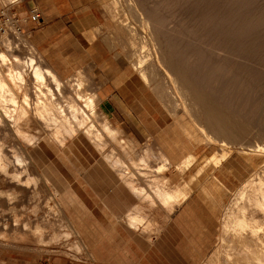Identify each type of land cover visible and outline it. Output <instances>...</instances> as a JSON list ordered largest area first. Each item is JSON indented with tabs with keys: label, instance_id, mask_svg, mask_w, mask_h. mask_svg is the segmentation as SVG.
Wrapping results in <instances>:
<instances>
[{
	"label": "rangeland",
	"instance_id": "rangeland-1",
	"mask_svg": "<svg viewBox=\"0 0 264 264\" xmlns=\"http://www.w3.org/2000/svg\"><path fill=\"white\" fill-rule=\"evenodd\" d=\"M55 1L58 2L60 11L63 15H65L64 17H66L67 12L72 10V12L68 15L71 19H75L79 16L81 18H89L88 21L92 28L84 34L86 38L82 40V48L79 51L74 50L72 51L73 53L67 51L65 42L60 41L59 39L57 44L54 46H48L47 42H42L40 47H37L34 41L35 38L33 36L35 31L31 28L25 29L22 25L24 20L28 21L30 11L35 7L39 8L40 10L41 3L47 6L49 3L47 0H0V11L4 10L6 12V16L10 18L12 17L11 15H15L22 26L20 27V30H17V26L13 25L12 23L3 26L2 21L4 18L0 16V42L2 40H12V42L17 40V42L25 43L27 46L32 45L40 54L45 63H47V65L54 69L57 73H60L61 76L76 78L81 75L84 79L86 94L90 93L95 101L98 100V87L103 86V90H107V94L110 95L109 99L111 105L107 107L104 105L102 100L97 101L100 102L99 105L97 104V125L99 126L103 123L104 117L107 114L108 115L105 117V119H110L111 125H113V123H118V128L122 131L121 136L124 137V140L125 138L127 139L125 140V143L128 141L126 143V147L122 148L125 143L122 144L123 146H119V141L117 143V140H110L105 137L107 143L105 148L107 151H111L113 149L115 151L116 147H120L119 149H116V153L118 154H116L115 157H117V155H121L122 157L124 156L123 160L124 158L125 160L123 162H125L124 164L126 165L122 164L124 167L119 165L121 168L118 166L119 168L117 167V170L124 169L126 166L128 167V170L126 167V169H124L126 171L123 170L121 172L119 170L116 172V170L112 169L113 167L109 163L105 162L103 158H101L102 156L96 151L94 146H92V144H90L87 139L83 137L72 140L68 139L65 147H60L56 142L50 141L49 139H44L37 145L32 147L25 145L24 148L21 149L14 136L10 132L7 133L8 136L7 134L5 135L7 138L5 136V139L3 138V144L5 145V148L9 147L11 149L8 155L9 160L12 159V157H15L9 161L11 165L10 163L8 164L10 166L7 165V170L10 174L4 175L0 173V221L2 224L9 225L7 230L1 229L3 227H0V235L3 234L4 237L0 238V264H61L64 262L82 264L83 261L89 262V260H92L95 251L91 249L90 244H96L95 242L101 238L102 233H104L106 228L103 220L105 204L113 206L116 204L129 205V201L133 199L129 192L130 188H127L126 186V188L123 187V189H125L127 192L126 194H121V197H114V194H111L113 193L111 191L109 198H107V196L106 198L104 197L106 192L109 194L108 191L115 188V183H117V181L120 180L124 184L123 178L121 179V177H119V175H121L120 173H123L122 175L124 177V172H127L126 175L129 174L127 177L125 176L124 179L128 177L133 178V182L137 179L133 184L137 186V188L144 186L143 188L147 189L151 196L144 199L138 196V200L134 198L137 200V204H135L137 205V208L131 209L128 207L126 212L122 215L123 217L121 220L124 221L126 225L131 227L134 225V229H137L139 235L147 239V241H150L153 238L161 235L160 232L162 227L169 221V219H172L171 217L173 215L169 214L170 212L167 210L168 207H163L160 204V201L152 196V181L144 182L141 180L139 178V174L136 172L133 173V170L131 169L132 166L130 164V158L134 157V153L135 155L138 153V156L140 154L143 155L144 152H149V148L153 146L154 151L158 147L171 150L172 146H175L174 148L180 146L179 150H181L182 153H178V156L173 154L170 155V157H172L177 162L190 154L195 155L196 160H193L194 163L192 167L185 173L179 172L175 168H171L169 165H167L166 169L162 170L157 175H159L160 178L163 176L171 178L167 182V185H182V187L185 189L188 187V197L193 194L200 195V199H202L201 207L208 213L213 214V217L205 218L206 222L205 219H203L201 226L202 229H204V231L209 230V232L206 234H202L197 227H191L186 223H184L181 227L183 232H179L177 227L171 223L170 245L179 243L186 247L187 253H190V250L193 249L194 245L200 247L197 250V252L200 251V256L197 255L196 251L194 252L195 264H218V261L220 264H242V258L240 257H242L241 255H244L242 252L245 251L242 244L243 240L239 242L241 239L232 235V232V234H228L232 229H229L231 227L228 226L229 231L227 232V227L223 225V223H225L223 222V219L229 217V215H227L229 210H234L232 204L236 203L237 201L239 202V200L233 198H237L238 195L235 193L238 191V189H240V185H243L242 183L248 179H251L252 177L255 178L257 171L263 174L261 169L264 168V160L261 152L256 151L258 148L256 146L259 145V143L260 145L264 144V83H262L264 82V64H261V62L264 63V34L262 33V30L264 31V0H199V2L197 0H140V2H138L139 0H135L145 15H148L154 20L156 19V22H159L158 24L155 23V21L154 23L152 21L150 23V25L152 24V27L150 26L151 29L156 28L157 33L158 31L160 33H158L160 36L157 34L159 36H157V38L159 40L161 38L165 42L170 39L172 42H166L170 48L172 47L171 45H173L171 48L173 51H171L169 48L170 50L167 52V45L165 46V42L160 40L164 44L165 48L167 47V51L165 49L166 57H168L166 58V61L169 63L167 64L169 66L171 65L170 67L172 68V71L177 69L175 73L179 76V78L177 77L178 85L179 82L181 83V85H179L180 87L182 85L184 86L188 84L189 86L187 85L186 87H188L187 90L189 94H191V97H194L195 95L197 96V94L199 97L202 95L205 103L209 102L205 105V107L203 106V108L197 106L196 103L193 105V107L190 106L189 109H185L182 104H180L181 100L175 101V99L172 97L174 94L170 92L171 88L167 89L170 85L167 83V80L161 76L162 73L160 71L155 70V72L151 74V77L155 76V79L153 77L151 78L149 74L151 72H148L150 79V81H147L149 82L148 84L147 82L142 81L140 72H138L139 69L136 68L134 64H132V59L136 57L134 50L136 51L139 45L137 44V48H135V44L133 46V43H130V41H133L132 39L129 41L130 35L133 34L131 32H134L133 28H136L134 33H136L137 37L138 34L140 36L144 35V33L140 34L142 25L137 16L138 14H136L137 12L134 9L136 7L133 5H131V7L129 4L124 2L121 4L122 1L120 2V0ZM213 3L216 4L213 5ZM227 4L229 6H227ZM206 5H208V7ZM227 10L229 13L223 12ZM215 14L218 15L217 20H214L217 18V15ZM230 14H232L233 17ZM253 14H256V16H252ZM225 15L227 17L230 15V19H235L234 21H236V23L234 22L233 24L236 26L233 25V21H229V17L227 18ZM203 16H205V18ZM201 17L203 18V21ZM247 17L251 19H248ZM245 19L248 21H245ZM216 21L221 22L222 24H219ZM222 21H224L226 25ZM205 22H207V24H205ZM212 22L215 23L213 24ZM245 22L246 28L243 26L245 25ZM250 22L252 23L253 27L255 24L257 29H255V27L253 29L251 25L249 27L248 23ZM123 23H126V25L130 24V26H126ZM229 23L230 25H228ZM42 24L43 17L41 15L40 22L36 23V25H40L41 27ZM201 24L206 25L208 29L204 25L203 26L205 29L202 28L203 26ZM208 24L211 27L214 25V27L211 28L210 26H207ZM123 25L124 27L121 28ZM117 26H119V28ZM242 26L243 28H241ZM247 28L250 29L248 30ZM82 29L83 28L79 26L76 30L78 32L82 31ZM128 29L129 32L131 30L130 33L128 32ZM214 29H216V31L218 30V32L221 31L219 33L220 35H218ZM230 30H232V33H228ZM242 30H244L247 37L249 36L248 39L251 38L250 40L245 37L246 35ZM233 31L238 35H236ZM213 32H215V34H213ZM250 32H260L258 34L260 42H258L260 43L261 47L258 48L259 43L257 46L255 45L256 48L259 49V52L257 53H255L257 49L255 47L254 49L252 46H254L253 40L257 41L256 38L258 37H256L257 35H250ZM203 33H206L205 36H203ZM221 33L223 36L225 33V37L229 38L226 40L224 37L226 41H229V44L224 41V38L222 39ZM228 34H235L238 39L240 38V42L237 41L238 39H232L236 41L235 44L232 40H230L232 35H229V37ZM58 36L60 35H55L54 38H57ZM164 36L166 37L163 38ZM212 37L213 39H221H216V42H222L223 47H226L223 45V43L226 42V45H229L227 49H230L231 47L229 52L227 51V53L225 52L226 50H222L220 53L218 52L220 50H213V48H219L221 44L219 42L217 43L220 45L216 44L215 39L213 40ZM205 38L207 41L205 40L204 43ZM247 40L249 42L251 41L253 44L251 47L249 46L250 43L247 44ZM242 42L245 43L246 50H244L245 47ZM230 43H234L235 47L237 48L232 46L233 44L230 46ZM211 44H213V46ZM130 45L131 47H134H132L133 52L131 51ZM249 47L252 50L247 51L250 49ZM0 48L4 50L6 47L0 44ZM240 51H243L244 54L241 56L242 58L239 59V54L243 53ZM128 54L129 56L132 54L133 58H129ZM258 54H262L263 57L260 55L262 59L259 58ZM244 55L249 56L248 58L250 59L255 57L257 62L255 58H252L253 60L251 59V61H253V63H251L250 60H247V56L243 57ZM126 57L129 58L127 64L125 63L127 62ZM231 57L234 59H231ZM244 58H246L245 63L247 65L250 64V67H252V65L254 66L250 68L248 65V68L247 65L244 64ZM259 59L261 61H259ZM177 60L179 62H177ZM180 60L182 61V64H180ZM233 60H235V62ZM239 60H241V63ZM257 66H259V68L261 67L260 72L257 71L259 70ZM180 71L181 73L177 74V72ZM258 72L259 74H261V72L263 73V78L258 74ZM253 73L255 76L258 74L261 77L260 80L258 79V75L254 78ZM158 81L160 83H158ZM155 83L158 85H155ZM159 84H161L160 86H163L164 84L166 87L160 88ZM154 87H156V89L159 88V92ZM190 88H196L197 90L195 91ZM193 91L194 93L197 92V94L195 93L194 95ZM101 92L103 91L101 90ZM207 105H211L212 108H214V116L219 117H217L218 119L215 117L217 120H215L216 125L213 128L214 131L212 130V127L209 126L208 120L205 117L206 110L208 108ZM114 118L117 122L114 120ZM193 118L205 125V128L206 126L210 127L204 129L203 131L199 130L201 132L200 142H198L199 140H193V138H191V124L194 123L193 121H196L193 120ZM188 119L191 121L190 123L188 122ZM181 121L185 123L182 124ZM186 122L189 123V126H187ZM219 122H221L222 125L223 122H225V125L223 126H226L227 124L230 126L227 125L226 128L221 126L220 128L219 126L221 123ZM218 123L220 125H218ZM231 125H233L232 127H234L236 133H234L233 128L230 129ZM196 126L200 128L198 124H196ZM216 126H218L217 128L221 130H218ZM207 129L213 131L212 133L214 135H219L215 137L219 138L220 140L225 139V141L228 143L221 142L220 144V142H218V146L216 145L214 147V144L210 145L203 142V140L208 137L207 134H209ZM226 129L228 132H226ZM219 131L222 133H219ZM0 134H2L1 128ZM109 144L113 147L110 146L109 148ZM251 144L255 146H252ZM146 145L148 147H146ZM19 148L21 151H19ZM133 148L136 150H134L135 152L132 150ZM254 148L255 150L253 151ZM215 149L218 151L216 154L220 155V163H217V166L216 164H212L211 166L209 165L210 167L206 165L204 167V170L206 169V171L203 170L200 172L199 168L206 164V159L215 153ZM225 149V152L228 153L224 154L222 157V152H224ZM13 151L15 152L14 156ZM110 151L107 153L111 154V156L112 154H115L114 151L113 153ZM19 153H22L21 155L25 156L26 160H24V158ZM150 153H152V151L144 155H147L146 157L151 163L157 164L159 160H156V156ZM166 154L169 155L168 153ZM16 155H19L23 162L29 165L27 172L29 176L22 175V177H24V181H26L25 185L23 186L15 185V183L10 181L11 176L14 174V168L12 167H15L17 164L15 163ZM176 156L180 157V159H177ZM140 166L142 167L144 165H139V167ZM211 167L213 169H211ZM129 169L133 174L130 173ZM214 177H216V179ZM32 178H34V180ZM27 179L30 181H28L29 184L27 183ZM184 183L187 184L185 185ZM149 185L151 188H149ZM13 188H15V190ZM16 192L18 196L15 194ZM103 197L105 198V203L102 202ZM11 202L13 203L11 204ZM178 202H180L179 204L181 205V201H177V203ZM177 203H173V210L178 208L179 204ZM130 212L134 215L136 214V216H140L137 219L138 222L135 221L136 223L133 224L128 222L129 220H127V217H129L131 214ZM225 212L226 214H224ZM167 214H169V216H167ZM15 217L19 220L18 228H20L19 234L21 236H17L18 233H14L15 227H12L13 224L18 221L15 219ZM227 219L230 220L229 218ZM224 221L227 220L224 219ZM12 228H14V230ZM223 231L226 235L223 234ZM224 235L229 236L224 238ZM29 237H32L33 239ZM10 238L11 241H9ZM13 239L14 242L16 241L17 243H13ZM23 239L25 241H23ZM177 239L179 242H176ZM27 240L33 242L29 243ZM224 241L230 244L227 245L225 243L227 246L226 247L223 245ZM234 245H236V247H233ZM231 247H233L236 251L240 249L239 252H241L243 249L241 253L237 252V254H240H238L239 258L235 254L234 249ZM232 255H235L237 259ZM226 258L229 260H226ZM234 261L235 263H232Z\"/></svg>",
	"mask_w": 264,
	"mask_h": 264
},
{
	"label": "bare ground",
	"instance_id": "bare-ground-1",
	"mask_svg": "<svg viewBox=\"0 0 264 264\" xmlns=\"http://www.w3.org/2000/svg\"><path fill=\"white\" fill-rule=\"evenodd\" d=\"M122 1L121 4L126 3V4H129L130 6L133 5L135 10H136V14H138V18L139 20L141 21V25H142V29L140 30V34L144 33V35H139L138 32V37L136 35V33H134L136 31V28L134 30V32L130 30L131 33H133L132 35H130V39L129 41L132 39L133 41L130 43L132 44L133 43V46L135 44V48H137V44L139 45V47L136 49V51L134 50V53L136 55L135 58L132 57V54L130 57H132V64H134L136 66V68L139 69L138 72H140V76L142 77V81H150L149 79V75H148V72H151L149 73L150 74V77H151V74H153L155 72V70H158L160 71L162 74L161 76H163L164 79L167 80V83H169L170 86H168L167 89H170L171 88V93L174 94L172 97L176 100H181L180 104H182V106L185 108V109H189L190 106L193 107L194 104H196L197 106H200L201 108H203V106L205 107V105L207 103H205V100L202 98V95L201 97L198 96L197 92H195L197 94V96L195 95L194 91V97H191L188 92V87H186L187 85H182L181 87L179 85H181V83L179 82V85H178V78L179 76L176 75L175 71H177V69H175V71H172V68L168 65L169 63L166 61L168 57H166V51L168 49L167 52H169V50L173 47V45H171L172 47L170 48L169 45H167V41L171 42L170 39L167 40L166 42L163 41V39L160 38V40H162V42H165V46L167 45V49L165 48L164 44L157 38V36L160 34L159 31L157 33V30L156 28L155 29H151L152 27V24L150 25L151 21L154 23V20L152 17H149L148 15H145L143 10L139 8V5L136 3L135 0H120V2ZM199 2V0H197ZM242 1V0H241ZM245 1V0H244ZM140 2V0L138 1ZM213 2V1H212ZM211 2V3H212ZM236 2V1H235ZM239 2V1H237ZM140 4V3H139ZM216 4V3H213V5ZM218 4V3H217ZM223 4V3H222ZM240 4V3H239ZM118 5V4H116ZM220 5V4H219ZM250 5V4H249ZM123 6V5H121ZM129 6V7H130ZM208 7V5H206ZM205 6V7H206ZM227 6H229L227 4ZM125 7V6H124ZM132 7V6H131ZM138 7V9H137ZM206 7V8H207ZM218 7V6H217ZM220 7V6H219ZM222 7V5H221ZM114 8V7H113ZM118 8V7H117ZM205 8V9H206ZM133 9V10H134ZM156 9V8H154ZM227 9V7H226ZM229 10V9H228ZM227 11H223V12H228ZM150 11V10H149ZM230 11V10H229ZM231 12V11H230ZM241 12V11H240ZM151 13V11H150ZM214 13V12H213ZM229 13V12H228ZM235 13V12H234ZM251 13V12H250ZM155 14H156V11H155ZM200 14V13H199ZM233 14V13H232ZM230 14V15H232ZM263 14V13H262ZM261 14V15H262ZM125 15V14H124ZM205 15V14H204ZM217 15V14H215ZM229 15V16H230ZM237 15V14H236ZM244 15V14H243ZM248 15V13H247ZM256 16V14H253L252 16ZM260 15V14H259ZM207 16V14H206ZM214 16V15H213ZM226 16V15H225ZM228 16V17H229ZM238 16V15H237ZM246 16V15H245ZM263 16V15H262ZM205 18V16H203ZM208 17V16H207ZM215 17V16H214ZM224 17V16H223ZM227 17V16H226ZM225 17V18H226ZM227 17V18H228ZM233 17V15H232ZM235 17V15H234ZM137 18V19H138ZM152 18V20H151ZM155 18V17H154ZM158 18V17H156ZM199 18V17H198ZM202 18V17H201ZM200 18V19H201ZM216 18V17H215ZM244 18V17H243ZM248 18V17H247ZM246 18V19H247ZM258 18V17H257ZM120 19V18H119ZM208 19V18H207ZM218 19V15H217V18L214 19V20H217ZM245 21H248L246 20ZM248 19H251V18H248ZM255 19V17H254ZM263 19V17H262ZM160 20V19H159ZM199 20V19H197ZM205 20V19H204ZM235 19H230L229 17V21H233L232 24L236 21H234ZM237 20V18H236ZM261 20V19H260ZM157 21V20H156ZM155 23H159V22H156ZM163 21V19H162ZM200 21V20H199ZM198 21V22H199ZM202 21H203V18H202ZM206 21V20H205ZM219 21V20H218ZM216 21L217 23H221V22H218ZM221 21V19H220ZM225 21V20H224ZM222 21L224 24L225 22ZM227 21V20H226ZM228 22V21H227ZM238 22V21H237ZM252 22V20H251ZM250 22V23H251ZM258 22H261V21H258ZM121 23V22H120ZM128 23V22H126ZM126 23H123L126 25ZM200 23V22H199ZM213 24L215 22H212ZM249 24V27L250 25L252 26V23ZM263 23V22H261ZM205 24H207V22H205ZM210 24V23H209ZM207 25V26H210V25ZM222 24V23H221ZM238 24V23H237ZM264 24V23H263ZM130 26V24H127L126 26ZM156 25V24H155ZM202 26L204 24H201ZM226 25V24H225ZM230 25V23L228 24ZM235 25V24H233ZM239 25V24H238ZM121 26V25H120ZM132 26V25H131ZM151 26V27H150ZM206 27V25H204ZM204 26L202 28H204ZM236 26V25H235ZM245 26L244 28H246V22H245ZM243 26L241 28H243ZM248 26V25H247ZM262 26V25H261ZM264 26V25H263ZM119 28V26H117ZM124 25L121 27L123 28ZM135 27V26H134ZM141 27V26H140ZM157 27V26H155ZM159 27V26H158ZM161 27V26H160ZM201 27V26H199ZM211 27V26H210ZM214 27V25L212 26ZM211 27V28H212ZM216 27V25H215ZM238 27V26H237ZM253 27V26H252ZM254 27H255V24H254ZM253 27V29H254ZM259 27V26H258ZM128 28V27H127ZM201 28V29H202ZM207 28V27H206ZM211 28H210V31H211ZM260 28V27H259ZM131 29V28H130ZM138 29V28H137ZM144 29V30H143ZM205 29V28H204ZM208 29V28H207ZM206 29V30H207ZM219 29V28H218ZM248 29V28H247ZM250 29V28H249ZM248 29V30H249ZM255 29H257L255 27ZM119 30V29H117ZM203 30V29H202ZM225 30V29H224ZM227 30V29H226ZM260 30V29H259ZM201 31V30H200ZM205 31V30H204ZM213 31V29H212ZM215 32H217L218 35H220L219 33L221 32H218V30L216 31V29H214ZM235 31V30H234ZM233 31V32H234ZM238 31V30H237ZM244 32V30H242ZM241 31V32H242ZM258 31V30H257ZM128 32H129V29H128ZM129 32V33H130ZM215 32H213V34H215ZM228 32V31H227ZM236 32V31H235ZM234 32V33H235ZM247 32V31H246ZM199 33V32H198ZM228 33H232V30H230ZM238 33V32H237ZM245 33V32H244ZM243 33V35H244ZM249 33V32H248ZM247 33V34H248ZM253 33V32H252ZM250 32V35L252 36H255L257 35L256 37H258V33H253L252 34ZM262 33L264 34V31L262 30ZM158 34V35H157ZM206 34V33H205ZM205 34L203 33V36H205ZM208 34V33H207ZM216 34V35H217ZM222 34V33H221ZM236 34V33H235ZM235 34H228L229 35H232L231 36V39H238L237 36H235ZM240 34V33H239ZM242 34V33H241ZM128 35V34H127ZM216 35H213L215 37H218ZM238 35V34H236ZM246 35V33H245ZM244 35V36H245ZM129 36V35H128ZM127 36V37H128ZM133 36V37H132ZM160 36V35H159ZM158 36V37H159ZM208 36V35H207ZM206 36V37H207ZM211 36V35H210ZM227 36V34H226ZM235 36V37H234ZM241 36V35H240ZM5 37V36H4ZM18 37V36H17ZM132 37V38H131ZM166 36H164L163 38H165ZM202 37V36H201ZM221 37V36H220ZM225 37V33H224V36L222 34V39ZM230 37V36H229ZM243 37V36H242ZM247 39V35L245 36ZM244 37V38H245ZM7 38V37H6ZM109 38V37H108ZM120 38V37H119ZM137 38V39H136ZM168 38V37H167ZM166 38V39H167ZM226 38V37H225ZM224 38V41H226L227 39L229 38H226L225 40ZM243 38V39H244ZM261 38V37H260ZM165 39V40H166ZM213 39V37H212ZM215 39V42H216V39L217 38H214ZM213 39V40H214ZM240 39V38H239ZM239 39L237 41H239ZM251 39V38H250ZM248 39V40H250ZM255 39V38H253ZM257 41L253 40L254 42V46H252L253 48L257 46V44L260 42L259 41V37L256 38ZM127 40V39H126ZM200 40V39H199ZM205 40L206 38L204 39V43H205ZM217 40H221V39H217ZM232 40L235 44H236V41ZM245 40V39H244ZM247 40V41H248ZM23 41V40H22ZM128 41V40H127ZM207 41V40H206ZM259 41V42H258ZM202 42V41H201ZM219 42V41H217ZM219 46V48H213L216 49V50H220L218 52L221 53L222 50H226L225 52H229V50L231 49H227L228 46L226 45L227 43L229 44V41H226L223 43V45H225L226 47H223L222 46V42H219L217 43ZM240 42V41H239ZM245 42V41H244ZM257 42V43H256ZM129 43V42H128ZM172 43V42H171ZM203 43V42H202ZM234 43H230V46H234ZM243 43V42H242ZM247 43V42H246ZM250 43V44H249ZM256 43V44H255ZM1 45H4L6 48V51L5 49L3 50L2 48H0V128L2 130V134H0V173L1 174H10L8 173V170H7V165L10 163L9 161L12 160L15 156V152L17 151H13V156L12 159L9 160V151H11V149L8 147V148H5V145L3 144V138L5 139V137L7 138L8 134L7 133H11L14 138L16 139L17 143L20 145L19 147L22 149L24 148V146H34V145H37L39 143H41L44 139H49L50 141H54L58 144V146L60 147H65L68 139H75V138H86L87 141L92 144V146H94V148L96 149V151L98 153H100V155L102 156L101 158H103V160L107 163H109L114 169L116 170V172H118L119 170L122 172L124 169H126V167L124 169H119L117 170L120 166L119 165H126L124 164L125 162H123L125 160H123V157L121 155H117V157H115L116 154V149H119L120 147H116L115 151L114 149L113 150H109L111 153H113L114 151V155L112 154H108L109 151L106 150L105 146L107 145L106 143V138L107 139H110V140H117V143L119 141L120 145L119 146H123L122 144L125 143V140H127L125 138L124 140V137L121 136L122 134V131L118 128V124H115L113 123V125L110 124V119L106 118L105 117L108 115H106L104 117V121L101 125H97V120L98 118H96V112H97V104L99 105L100 102H97L98 100H102L101 98V94L100 92L97 93V101H95L93 99V96L89 94H86V90H85V83H84V79L82 78V76L80 75L79 77H63L61 76L60 73H57L54 69H52L50 66L47 65V63H45V61L42 59V57L40 56V54L35 50V48L32 46V45H25V43H21V42H17L16 41H13L12 40H2L0 42ZM200 44V43H199ZM238 44V42H237ZM244 44V47L246 50V46H245V43ZM242 44V45H243ZM249 46L251 47V45H253L251 43V41L248 43ZM129 45V44H127ZM201 45V44H200ZM213 46V44H211ZM210 45V46H211ZM241 45V44H240ZM256 45V46H255ZM114 46V45H113ZM132 46V47H133ZM202 46V45H201ZM217 46V45H216ZM222 46V47H221ZM127 47V46H126ZM131 47V45H130ZM132 47H131V51H132ZM233 47V48H234ZM240 47V46H239ZM248 47V46H247ZM249 47V48H250ZM260 43L258 45V48H260ZM134 48V47H133ZM170 48V49H169ZM237 48V47H235ZM234 48V49H235ZM242 48V47H241ZM248 48V49H249ZM254 48V49H255ZM166 49V51H165ZM210 49V48H209ZM253 49V51H254ZM257 49V48H256ZM262 49V48H261ZM215 50V51H216ZM252 50L251 48L247 51H250ZM259 49L256 50L255 53L259 52L258 51ZM171 51H173L171 49ZM175 51V50H174ZM177 51V50H176ZM245 51V52H247ZM133 52V51H132ZM131 52V53H132ZM209 52V51H208ZM217 52V53H218ZM227 52V53H228ZM240 52H243V51H240ZM239 52V53H240ZM252 52V51H251ZM250 52V53H251ZM262 52V51H261ZM39 55H38V54ZM133 53V55H134ZM216 53V54H217ZM219 53V54H220ZM232 53V52H231ZM238 53V54H239ZM248 53V52H247ZM253 53V52H252ZM264 53V52H263ZM169 54V53H167ZM204 54V53H203ZM237 54V55H238ZM244 54V52L242 54H239L238 57L239 59L242 58L241 56ZM134 55V56H135ZM178 55V54H177ZM223 55V54H222ZM225 55V54H224ZM232 55V54H231ZM250 55V54H249ZM254 55V54H253ZM262 56V54H260ZM260 55L258 54L259 58L262 59L260 57ZM233 56V55H232ZM247 56V55H246ZM245 55L243 57H246ZM251 56V55H250ZM249 56H247L246 58H248ZM263 57V56H262ZM127 58V57H126ZM126 59L127 62H125L126 64L128 63V59ZM226 58V57H225ZM237 58V57H236ZM235 58V59H236ZM246 58H244V64H246ZM253 58V57H252ZM251 58V59H252ZM255 58V57H254ZM253 58V59H254ZM264 58V57H263ZM231 59H234L233 57H231ZM250 58H248L247 60H250ZM252 59V60H253ZM259 59V61H261ZM124 60V59H123ZM242 60V59H241ZM241 60H239V62L241 63ZM256 62H257V59L255 58ZM120 61V60H119ZM130 61V60H129ZM216 61V60H215ZM219 61V60H218ZM235 62V60H233ZM242 61V62H243ZM263 61V60H262ZM131 62V61H130ZM177 62H179L177 60ZM180 64H182V61L180 60ZM217 62V61H216ZM255 62V61H254ZM255 62V64H256ZM168 63V64H167ZM226 63V62H225ZM238 63V62H237ZM239 63V64H240ZM250 63V62H249ZM251 63H253V61H251ZM175 64V63H174ZM173 64V65H174ZM221 64V63H219ZM218 64V65H219ZM232 64V63H231ZM243 64V63H242ZM261 64H264L261 62ZM186 65V64H185ZM184 65V66H185ZM207 65V64H206ZM217 65V64H216ZM247 65V64H246ZM249 67L251 66L250 64H248ZM247 65V67H248ZM260 65V64H258ZM254 65H252L253 67ZM261 66V65H260ZM177 67V66H175ZM239 67V65H238ZM245 67V66H244ZM248 67V68H249ZM250 67V68H252ZM260 72V68L259 66H257ZM187 68V67H186ZM247 68V69H248ZM182 69V68H181ZM185 69V68H184ZM246 69V67H245ZM263 69V68H262ZM261 69V71H262ZM136 70V69H135ZM253 70V69H251ZM264 70V69H263ZM137 71V70H136ZM179 71V69H178ZM182 71V70H181ZM180 72H177V74L181 73ZM250 71V70H249ZM183 72V71H182ZM258 72V74H259ZM250 73V72H249ZM254 74V73H253ZM256 74V76L258 75ZM262 72L261 74V77H262ZM157 75V74H156ZM252 75V74H250ZM258 75V79L260 80V76ZM160 76V77H161ZM255 74H254V78L256 77ZM153 77V76H152ZM151 77V78H152ZM155 77V76H154ZM153 77V78H154ZM159 77V78H160ZM178 77V78H177ZM253 77V76H252ZM264 77V76H263ZM262 77V78H263ZM157 78V77H156ZM162 78V79H163ZM244 78V77H243ZM256 78V79H257ZM155 79V78H154ZM161 79V80H162ZM181 79V78H180ZM257 79V80H258ZM153 80V79H151ZM158 80V79H157ZM165 81V80H164ZM250 81V80H249ZM152 82V81H151ZM149 84V82H147ZM158 83H160L158 81ZM187 83V82H186ZM256 83V82H255ZM264 83V82H262ZM262 83L260 82V84L262 85ZM165 84V83H164ZM163 86H160L161 84H159V87H166V85ZM257 84V83H256ZM97 85V84H96ZM155 85H158L155 83ZM153 85V86H155ZM189 86V85H188ZM196 86V85H195ZM200 86V85H199ZM98 87V86H97ZM193 87V86H192ZM204 87V86H203ZM156 89V87H154ZM194 88V87H193ZM193 88H190V89H193ZM159 89V88H158ZM156 89V90H158ZM166 89V88H165ZM201 89V88H199ZM193 90H197L196 88L193 89ZM192 91V90H190ZM204 91V90H203ZM154 92V91H153ZM159 92V90H158ZM168 92V91H167ZM169 92V93H170ZM156 93V92H155ZM92 94V93H91ZM95 94V92H94ZM159 94V93H158ZM189 94V95H188ZM201 94V92H200ZM156 95V94H155ZM170 95V94H169ZM166 96V95H165ZM210 97V96H209ZM165 98V97H164ZM172 98V99H173ZM171 99V100H172ZM173 99V100H174ZM166 100V99H165ZM169 100V99H168ZM172 100V101H173ZM204 100V101H203ZM162 101V100H161ZM164 101V100H163ZM172 103V102H171ZM177 103V102H175ZM173 104V103H172ZM199 104V105H198ZM202 106H201V105ZM215 104V103H213ZM179 105V104H178ZM179 107V106H178ZM181 107V106H180ZM196 107V106H195ZM207 110H206V118L208 120V123H209V126L212 127V130L213 128L215 127L216 125V122L215 120H217L219 117L218 116H214V108H212V106L210 105H207ZM194 109V108H193ZM179 111V110H178ZM185 111V110H184ZM188 111V110H187ZM205 111V110H204ZM216 111V110H215ZM221 111V110H220ZM191 112V110H190ZM185 113V112H184ZM195 113V112H194ZM201 113V112H200ZM178 114V113H176ZM202 114V113H201ZM181 115V113H180ZM192 115V114H191ZM203 115V114H202ZM201 115V116H202ZM219 115V113H218ZM183 116V115H182ZM195 116V115H194ZM197 116V115H196ZM221 116V115H220ZM178 117V116H177ZM185 117V116H184ZM203 117V116H202ZM217 119H216V118ZM196 118V117H195ZM222 118V117H220ZM187 120V119H185ZM193 120H196L193 118ZM221 120V119H220ZM223 120V119H222ZM182 122V121H181ZM188 122L190 123L191 121L188 119ZM195 123L191 124V130H190V133H191V138H193V140H199L198 142L201 141V136H200V131L208 128L206 126L205 128V125H203L201 122H198V120L196 121H193ZM185 123V122H184ZM182 122V124H184ZM187 123V122H186ZM189 123H187V126H189ZM221 123V122H219ZM218 123V125H220ZM99 124V123H98ZM196 124H198V126L200 128H198L196 126ZM231 124V123H230ZM193 125V126H192ZM208 125V124H206ZM223 125H225V122H223ZM222 123L221 125L219 126L221 128V126H223ZM228 125V124H227ZM226 125V126H227ZM226 126H223L226 128ZM230 126V125H228ZM233 125H231V128H233V131L234 133L235 132V129L234 127H232ZM209 127V128H210ZM218 126H216L217 128ZM250 128V127H249ZM218 129V128H217ZM188 130V129H187ZM200 130V131H199ZM218 130H221V129H218ZM227 130V129H226ZM245 130V129H244ZM262 130V129H261ZM186 131V130H185ZM208 133L206 137V139L203 140V142L207 143V144H214V147L217 145L218 142H224V143H228L225 141V139H222L220 140L219 138L215 137L217 135H214L212 132L214 131H211V130H208ZM232 131V132H233ZM259 131V130H258ZM216 132V131H215ZM218 132V131H217ZM221 131H219L220 133ZM228 132V130L226 131ZM231 132V131H230ZM252 132V131H251ZM260 132V131H259ZM189 133V135H190ZM222 133V132H221ZM246 133V132H245ZM250 133V132H249ZM7 134V136H5ZM213 134V135H212ZM255 134V133H254ZM188 135V136H189ZM206 135V134H204ZM221 135V134H220ZM231 135V133H230ZM243 135V134H241ZM253 135V134H252ZM5 136V137H4ZM219 136V135H218ZM248 136V135H247ZM106 137V138H105ZM204 137V136H203ZM245 137V135H244ZM262 137V136H261ZM260 137V138H261ZM108 142V141H107ZM128 142V141H127ZM126 142V143H127ZM195 142V141H194ZM232 142V141H231ZM116 143V144H117ZM126 143L125 145L122 147H126ZM129 143H130V140H129ZM115 144V143H113ZM262 144V143H261ZM148 145V144H147ZM146 145V147H148ZM225 145V144H223ZM252 145V144H251ZM257 145V144H256ZM15 146V145H14ZM110 145L109 144V148H110ZM115 146H118V145H115ZM128 146V145H127ZM144 146V145H143ZM218 146V145H217ZM252 146H255V145H252ZM16 147V146H15ZM113 147V146H112ZM145 147V148H146ZM150 147V146H149ZM221 147V146H220ZM224 147V146H223ZM234 147V146H233ZM246 147V146H245ZM256 147H258L256 149V151H259L261 152L262 154V157H263V160H264V144L263 145H257ZM19 148V149H20ZM30 148V147H29ZM59 148V147H58ZM107 148V149H109ZM230 148V147H229ZM248 148V147H247ZM252 148V147H251ZM21 149L19 151H21ZM136 149V147H135ZM134 148L132 149L133 151L135 150ZM221 149V148H219ZM227 149V148H226ZM226 149L224 150V152H222V157L224 156V154H227L228 152H225ZM236 149V148H235ZM128 150V149H127ZM130 150V149H129ZM144 150V149H143ZM142 150V151H143ZM223 150V149H222ZM221 150V151H222ZM234 150V149H233ZM242 150V149H241ZM255 150V148L253 149V151ZM121 151V150H120ZM123 151V150H122ZM125 151V149H124ZM136 151V150H135ZM134 151V152H135ZM150 154H154L155 159L159 160L157 162V164H154V163H151L150 160L144 155V154H147L149 152H151ZM255 151V152H256ZM108 152V153H107ZM138 152V151H137ZM136 152V153H137ZM149 152H144V154H140L138 156V153L137 155H135L134 153V157L133 158H130L131 159V169L133 170V173L136 172L137 174H139V178L141 180H143L144 182H151L152 181V196H154L157 200L160 201V204L167 208L168 212H170V215H172V211L173 210V203L177 201H181V204H183L182 202L186 201L188 199V195H187V189H185L184 187H182V185H177V186H170L167 185V182L171 179V178H167L166 176H163V177H159V175H157L159 172H161L162 170L166 169L167 165H169V167L171 168H175L176 170H178L179 172H183L185 173L187 170H189L193 163H194V159L196 160V157L194 154H190L188 156H186L184 159L182 158V160L180 161H176L174 160L172 157H170V155H167L166 152L158 147L155 151H154V146L153 147H150L149 148ZM154 152V153H153ZM218 151L217 149H215V153H213L212 156H210L208 159H206V164L204 166H202L200 169V172H202L204 170V167L206 165H215L217 166V163L219 164L220 163V155L219 154H216ZM250 152V151H249ZM258 152V153H259ZM24 153V152H23ZM27 153V152H26ZM125 153V152H124ZM132 153V152H131ZM248 153V151H247ZM252 153V152H251ZM17 154V153H16ZM20 154V153H19ZM22 154V153H21ZM20 154V155H21ZM28 154V153H27ZM260 154V155H261ZM11 155V153H10ZM25 155V154H23ZM129 155V154H128ZM133 155V154H132ZM259 155V154H258ZM22 156V155H21ZM114 156V157H113ZM136 156V157H135ZM25 159V156H22ZM153 157V155H152ZM261 157V156H260ZM176 158V157H175ZM129 159V160H130ZM29 160V159H28ZM17 161V162H16ZM15 163L16 166L12 167L14 168V174L11 176V179L10 181L15 183V185H18V186H23L25 185V182L24 181V177H22V175H25V176H29L27 174L28 172V164H25V162H23V160L19 157V155H16V160H15ZM14 164V163H13ZM11 165V163H10ZM8 165V166H10ZM15 165V164H14ZM122 165V166H123ZM139 165H144V166H140ZM119 166V167H118ZM209 166V167H210ZM118 167V168H117ZM124 167V166H123ZM262 167V166H261ZM264 167V166H263ZM121 168V167H120ZM9 169V168H8ZM211 169H213L211 167ZM264 168H262L261 170L263 171V174L258 172L255 174V178L252 177L251 179H248L246 180L244 183H242L243 185H240V189H238V191H236L235 194H237V198H233V199H236V200H239V202L237 201L236 203L232 204L231 206L234 208V210H229L228 214L229 217H226L224 219H226L227 221H224L223 219V225L226 226L227 228V232L229 231L228 230V226L231 227L229 229H232L228 234L231 233L232 235L236 236L237 238L241 239L239 242H241L243 240V246H244V252L243 249H242V253H244V255H241L242 258V264H264ZM127 170H128V167H127ZM130 170V169H129ZM168 170V169H167ZM207 170H208V167H207ZM126 171V170H124ZM198 171V170H197ZM206 171V169L204 170ZM129 172V171H128ZM199 172V171H198ZM120 173V172H119ZM127 172H124L125 176L127 177ZM130 173L131 170H130ZM132 173V174H133ZM12 174V173H11ZM121 175L123 173H120ZM162 174V173H161ZM206 174V173H204ZM2 175V176H4ZM119 175V177H121V179L123 178L124 180V184L126 185V187L130 188V191H132L134 194H136L137 196H140L142 199L144 198H147V197H150V192H148L147 189L143 188L144 186L142 187H138L135 186L133 183L137 180H134V182L132 181L133 178H125L123 177V175L121 176ZM47 176V175H46ZM131 176V174H130ZM138 176V175H137ZM203 176V175H202ZM210 176V175H209ZM33 177V176H32ZM28 178H31V177H28ZM39 178V177H38ZM134 178H135V174H134ZM209 178V177H208ZM216 179V177H214ZM26 179V178H25ZM34 180V178H32ZM37 179V178H36ZM35 179V180H36ZM8 180V179H7ZM31 180V179H30ZM47 180V178H46ZM45 180V181H46ZM29 180L27 179V183L29 184L28 182ZM49 181V180H48ZM7 182V181H6ZM47 182V181H46ZM34 183V182H33ZM170 183V182H169ZM140 184V183H139ZM147 184V183H146ZM151 184V183H150ZM185 184V183H184ZM183 184V186H184ZM187 184V183H186ZM185 184V185H186ZM29 186V185H28ZM203 187V186H202ZM149 188L150 185H149ZM239 188V187H238ZM11 189V188H10ZM15 190V188H13ZM237 189V188H236ZM36 190V189H35ZM147 190V191H145ZM2 191V189H1ZM189 191V190H188ZM19 192V191H18ZM203 192V191H202ZM5 193V192H4ZM22 193V192H20ZM2 194V193H1ZM14 194V193H13ZM17 195V192L15 193ZM19 194V193H18ZM23 194V193H22ZM204 194V192H203ZM4 195V194H3ZM191 195V194H190ZM210 195V194H209ZM18 196V195H17ZM2 197V196H1ZM212 197V196H211ZM7 198V197H6ZM16 198V197H15ZM196 198V197H195ZM208 198V197H207ZM212 199V198H211ZM13 200V198H12ZM19 200V198H18ZM147 200V199H145ZM202 200V199H201ZM221 200V199H220ZM212 201V200H211ZM13 202H11L12 204ZM154 203V202H153ZM180 202H178L177 204H179ZM1 204V203H0ZM236 204V205H235ZM180 205V204H179ZM185 205V204H184ZM220 206V205H219ZM8 207V206H7ZM236 207V208H235ZM11 208V207H10ZM208 208V207H207ZM227 208V207H226ZM61 209V208H60ZM229 209V208H228ZM226 209V210H228ZM232 209V208H231ZM10 210V209H9ZM14 210V209H13ZM171 210V211H170ZM13 212V211H12ZM133 212V211H132ZM172 212V213H171ZM131 213V212H130ZM15 214V213H14ZM139 214V213H138ZM226 214V212L224 213ZM226 215V216H227ZM10 216V215H9ZM16 216V215H15ZM59 216V215H58ZM4 217V216H3ZM12 217V216H10ZM138 217L140 216H136V214L134 215L133 213H131L129 215V217H127L129 220L128 222H130L131 224L133 223H136L135 221L138 222ZM13 218V217H12ZM227 218H229L230 220H228ZM14 219V218H13ZM16 220H18V218L15 217ZM139 220H142V219H139ZM15 221V220H14ZM18 222H15L13 224L12 227H15V232L14 233H18L17 236H19L20 234V228H18ZM141 222V221H140ZM46 223V222H45ZM11 224V223H10ZM150 224V223H149ZM148 224V225H149ZM41 225V224H40ZM52 225V224H51ZM8 226L9 225H6V224H2V222L0 221V227H3L1 229H4V230H7L8 229ZM43 226V225H42ZM134 227V225H132ZM223 226V228H224ZM14 230V228H12ZM26 230V229H25ZM28 230V229H27ZM225 230V229H224ZM3 231V230H1ZM17 231V232H16ZM13 232V231H11ZM24 232V231H23ZM226 232V233H227ZM5 233V231H4ZM8 233V232H7ZM13 233V234H14ZM22 233V232H21ZM11 234V233H10ZM23 234V233H22ZM76 234V233H75ZM223 234L224 231H223ZM12 235V234H11ZM15 235V234H14ZM29 235V234H28ZM36 235V233H35ZM226 235V234H225ZM223 236L224 238L225 237H228V236ZM21 236V235H20ZM31 236V235H30ZM38 236V235H37ZM36 236V237H37ZM233 236V237H234ZM3 237V234L0 235V238ZM14 237V236H12ZM11 237V238H12ZM27 237V236H25ZM58 237V236H57ZM222 237V238H223ZM231 237V236H230ZM229 237V238H230ZM4 238V237H3ZM2 238V239H3ZM11 238L9 239V241H11ZM18 238V237H17ZM29 238H32V237H29ZM232 238V237H231ZM6 239V237H5ZM8 239V238H7ZM33 239V238H32ZM30 239V240H32ZM40 239V238H39ZM42 239V238H41ZM54 239V238H53ZM228 239V238H227ZM16 240V238H15ZM18 240H21V239H18ZM30 240L28 241L29 243L33 242ZM231 240H234V239H231ZM4 241V240H2ZM6 241V240H5ZM13 243L14 242V239L12 240ZM23 241H25L23 239ZM37 242V241H36ZM223 242V241H222ZM17 243V242H16ZM23 243V242H21ZM46 243V242H45ZM226 241H224V244L225 245ZM1 244V242H0ZM20 244V243H19ZM227 245H229L230 243H226ZM236 244V242H235ZM239 244V243H238ZM8 245V244H6ZM22 245V244H21ZM28 245V243H27ZM41 245V244H40ZM222 245V243H221ZM220 245V246H221ZM222 245V246H223ZM232 245V244H231ZM30 246V245H29ZM32 246V245H31ZM35 246V245H34ZM226 246V245H225ZM25 247V246H24ZM28 247V246H27ZM227 247V246H226ZM225 247V249H226ZM233 247H236V245H234ZM231 247V248H233ZM240 247V246H239ZM31 248V247H30ZM37 248V247H36ZM219 248V247H218ZM238 248V247H237ZM35 249V248H34ZM234 249V248H233ZM31 250V249H30ZM223 250V249H222ZM240 249H238V251H236L234 249V252L235 254L238 256L239 258V252ZM225 252V251H224ZM231 252V250H230ZM233 252V251H232ZM237 252H239L237 254ZM88 253V252H87ZM221 253V252H220ZM229 253V252H228ZM224 255V254H222ZM227 255V254H225ZM229 255V254H228ZM231 255V253H230ZM215 256V255H214ZM232 256H235V255H232ZM233 258V257H232ZM236 258V256L234 257ZM231 259V258H230ZM237 259V258H236ZM226 260H229L226 258ZM239 261V260H237ZM236 261V262H237ZM207 262V261H206ZM228 262V261H227ZM223 263V261H222ZM232 263H235L232 262ZM241 263V261H240ZM213 264V263H212ZM218 264L219 261H218ZM227 264V263H225ZM230 264V263H229ZM236 264V263H235Z\"/></svg>",
	"mask_w": 264,
	"mask_h": 264
},
{
	"label": "crops",
	"instance_id": "crops-1",
	"mask_svg": "<svg viewBox=\"0 0 264 264\" xmlns=\"http://www.w3.org/2000/svg\"><path fill=\"white\" fill-rule=\"evenodd\" d=\"M47 1H49L47 6L42 3L40 4L41 15L43 17V24L41 27L30 19H28V21L24 20L22 25L25 29L31 28L35 31L33 36L37 47H40L42 42H47L48 46H54L59 39L65 42L67 51H79L82 48V40L86 38L84 34L92 28L88 21L89 18L86 19L79 16L75 19H71L68 15L72 10L67 12L66 17H64L65 15L60 11L57 1ZM19 26L22 27L21 23H19ZM79 26L83 29L77 32L76 29ZM55 35L60 36L54 38ZM98 90L104 105L107 107L110 106V95L107 94V90H103V86L98 87ZM101 90L103 92H101ZM174 147L172 146L171 150L162 149L169 155L173 154L178 156V153H182V151L179 150L180 146H177V148ZM177 159H180V157H177ZM125 186L126 185L120 180L117 181V183H115V188L109 190V194L106 192L104 197L106 198L107 196V198H109L110 191L113 192L111 194H114V197H121V194H126L127 192L123 189V187L126 188ZM129 192L131 197H133V199L129 201V205L116 204L113 206L105 204L103 220L106 228L101 238L95 242L96 244H90L91 249L95 251L93 259L89 260V262L83 261L82 264H195L194 252H197L200 247L194 245L190 253H187L186 247L179 243L170 245V225L173 223L179 232H183L181 227L184 223L194 228L197 227L202 234L209 232V230L204 231L201 226L203 219L213 217V214L208 213L201 207V196L198 194L189 196L186 201L182 202L183 204L172 211V219H169L162 227L160 232L161 235L147 241V239L139 235L137 229L126 225L125 222L121 220L123 217L122 215L126 212L128 207L131 209L137 208L135 204H137L139 198L132 191L129 190ZM104 197L102 198L103 203L106 202ZM169 214H167V216H169ZM176 242H179V240L177 239ZM199 252L200 251L197 252L198 256L201 255ZM61 264L81 263L64 262Z\"/></svg>",
	"mask_w": 264,
	"mask_h": 264
},
{
	"label": "built area",
	"instance_id": "built-area-1",
	"mask_svg": "<svg viewBox=\"0 0 264 264\" xmlns=\"http://www.w3.org/2000/svg\"><path fill=\"white\" fill-rule=\"evenodd\" d=\"M0 16H2L4 18L2 21L3 26H5L9 23H12L13 25L17 26V30H20L19 20L17 17H15V15H11L12 17L10 18V17L6 16V12L4 10H1ZM29 19L36 22V23L40 22L41 13H40L39 8L35 7L30 11ZM2 29H3V27H2Z\"/></svg>",
	"mask_w": 264,
	"mask_h": 264
}]
</instances>
